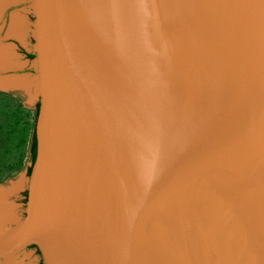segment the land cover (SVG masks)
Returning a JSON list of instances; mask_svg holds the SVG:
<instances>
[{
    "label": "water",
    "instance_id": "95a60500",
    "mask_svg": "<svg viewBox=\"0 0 264 264\" xmlns=\"http://www.w3.org/2000/svg\"><path fill=\"white\" fill-rule=\"evenodd\" d=\"M223 1L32 0L35 156L0 260L264 264V122L238 182L178 131Z\"/></svg>",
    "mask_w": 264,
    "mask_h": 264
},
{
    "label": "bare ground",
    "instance_id": "6f19581e",
    "mask_svg": "<svg viewBox=\"0 0 264 264\" xmlns=\"http://www.w3.org/2000/svg\"><path fill=\"white\" fill-rule=\"evenodd\" d=\"M256 2L219 6L186 79L178 117L186 157L194 153L190 146H201L237 182L247 174L264 122V17Z\"/></svg>",
    "mask_w": 264,
    "mask_h": 264
},
{
    "label": "rangeland",
    "instance_id": "374dc122",
    "mask_svg": "<svg viewBox=\"0 0 264 264\" xmlns=\"http://www.w3.org/2000/svg\"><path fill=\"white\" fill-rule=\"evenodd\" d=\"M32 0H0V229L24 215L30 135L36 91ZM26 248L0 264H42Z\"/></svg>",
    "mask_w": 264,
    "mask_h": 264
},
{
    "label": "trees",
    "instance_id": "16d2710c",
    "mask_svg": "<svg viewBox=\"0 0 264 264\" xmlns=\"http://www.w3.org/2000/svg\"><path fill=\"white\" fill-rule=\"evenodd\" d=\"M31 58H35V56L32 55ZM37 110H38V101H36V103H35L34 114H33V118H32V131H31V135H30V146H29V164H28V167L26 168L27 177L29 176L30 168H31V165H32L33 160H34V156H35L34 125H35V119H36V115H37ZM25 201H26V191L24 192V198H23V202L24 203H25ZM27 248H34L35 252L37 254H39V251L37 250V248L34 245H30Z\"/></svg>",
    "mask_w": 264,
    "mask_h": 264
},
{
    "label": "built area",
    "instance_id": "2783aa9c",
    "mask_svg": "<svg viewBox=\"0 0 264 264\" xmlns=\"http://www.w3.org/2000/svg\"><path fill=\"white\" fill-rule=\"evenodd\" d=\"M20 53L23 55L24 58L26 59H30L31 57L28 56V54L26 52H24L23 50H20ZM32 59V58H31ZM23 217V216H22Z\"/></svg>",
    "mask_w": 264,
    "mask_h": 264
}]
</instances>
